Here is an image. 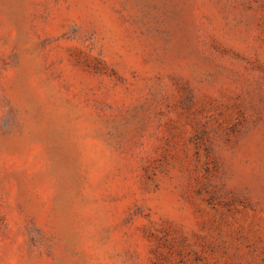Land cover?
<instances>
[{"label": "rangeland", "instance_id": "rangeland-1", "mask_svg": "<svg viewBox=\"0 0 264 264\" xmlns=\"http://www.w3.org/2000/svg\"><path fill=\"white\" fill-rule=\"evenodd\" d=\"M0 264H264V0H0Z\"/></svg>", "mask_w": 264, "mask_h": 264}]
</instances>
